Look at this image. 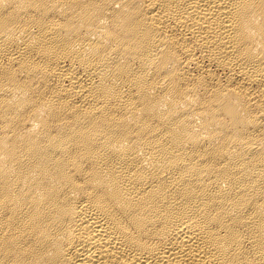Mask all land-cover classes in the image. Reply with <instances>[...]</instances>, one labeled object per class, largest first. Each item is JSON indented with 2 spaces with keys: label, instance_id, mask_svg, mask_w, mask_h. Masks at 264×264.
<instances>
[{
  "label": "bare ground",
  "instance_id": "bare-ground-1",
  "mask_svg": "<svg viewBox=\"0 0 264 264\" xmlns=\"http://www.w3.org/2000/svg\"><path fill=\"white\" fill-rule=\"evenodd\" d=\"M0 264H264V0H0Z\"/></svg>",
  "mask_w": 264,
  "mask_h": 264
}]
</instances>
